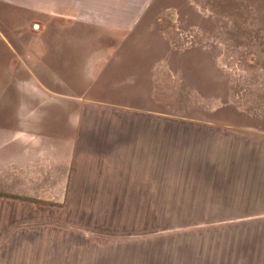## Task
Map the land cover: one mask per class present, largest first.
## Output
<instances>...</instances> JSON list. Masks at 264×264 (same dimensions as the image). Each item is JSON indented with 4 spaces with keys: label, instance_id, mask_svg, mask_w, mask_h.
I'll return each instance as SVG.
<instances>
[{
    "label": "rangeland",
    "instance_id": "1",
    "mask_svg": "<svg viewBox=\"0 0 264 264\" xmlns=\"http://www.w3.org/2000/svg\"><path fill=\"white\" fill-rule=\"evenodd\" d=\"M161 3L154 13L166 8L178 20L172 36L164 37L167 45L188 51L187 60L176 61L188 62L191 84L178 87L234 97H173L172 83L187 75L170 67L169 54L162 57L171 71L162 79L161 97L135 104L161 113L163 139L177 121H217L264 147V0ZM139 30L128 31L124 47H168L153 31ZM131 54L124 56L132 61ZM153 56L139 58L150 62ZM174 146L163 141L161 165H129L128 174L81 183L64 199L36 200L0 188V264H264V199L236 196L249 194L240 183L218 189L227 185L219 182L224 168L198 164L203 159L196 146L193 155ZM261 167L256 172L263 173Z\"/></svg>",
    "mask_w": 264,
    "mask_h": 264
},
{
    "label": "crops",
    "instance_id": "2",
    "mask_svg": "<svg viewBox=\"0 0 264 264\" xmlns=\"http://www.w3.org/2000/svg\"><path fill=\"white\" fill-rule=\"evenodd\" d=\"M162 5L161 0H0V188L36 200L64 199L81 183L128 174L129 165H161L168 140L184 153L200 148L198 164L224 168L219 182L227 185L218 189L240 183L249 194L236 196L264 199L258 191H264V177L257 175L264 172H256L264 166V147L257 139L226 123L190 120L177 121L172 136L163 139L161 113L135 104L140 97H161L172 65L187 75L172 83L173 97H234L178 87L191 84L188 62L176 61L187 60L188 51L167 45L164 37L172 36L178 20L166 8L154 13ZM34 21L39 24L32 29ZM136 27L153 31L168 47H124L125 35ZM127 51L134 60L124 56ZM145 52L158 58L144 62L139 56ZM169 54L170 67L162 63Z\"/></svg>",
    "mask_w": 264,
    "mask_h": 264
}]
</instances>
